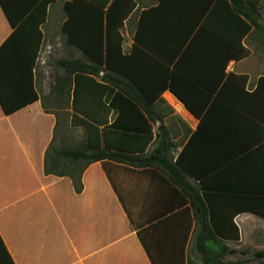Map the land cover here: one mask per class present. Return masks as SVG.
Returning <instances> with one entry per match:
<instances>
[{"label": "crops", "instance_id": "0c3cea01", "mask_svg": "<svg viewBox=\"0 0 264 264\" xmlns=\"http://www.w3.org/2000/svg\"><path fill=\"white\" fill-rule=\"evenodd\" d=\"M58 1L49 7L46 24L52 12L55 16L61 11L57 25L62 32L69 18L64 7L72 0H63L60 9L54 8ZM25 3L26 0H8L7 7L12 15L21 17ZM134 4L135 9L121 29L123 52L129 57L134 54L135 58L128 69L136 70L142 82L160 81L162 67L181 76L184 72L195 76L212 89L195 83V97L190 101L201 113H215L212 116L216 119L211 117L203 125L201 118L166 91L161 102L154 105L161 118L150 124L153 140L146 150L145 141H134L118 127L112 128L117 118L116 107L97 113V124L89 125V130L72 127L73 98L53 89L56 78L64 72L55 75L52 87L45 89L39 57L35 70L39 100L11 115H6L0 105V237L14 264L200 262L194 251L199 232L197 218L184 192L164 169L107 160L84 170L78 167L73 169L81 175L82 190L78 193L70 176L45 173L47 152L54 141L57 151L62 145L75 147L89 139L93 147L108 146L112 151L131 155L145 151L144 155H149L167 134L175 163L190 140L195 139L194 154L204 151L206 157L212 156V149L225 150L215 136L224 142L225 135L233 133L240 145H249L256 136L264 134V89L251 97L264 77L262 35L252 31L243 42L246 54L230 60L224 34L221 42L217 41L212 29L195 31L184 43L178 32L182 30L183 16L177 13L176 6L166 5V0L165 4L162 0H135ZM45 25L41 52L48 37L43 30ZM13 33L0 5V48ZM51 33V39L55 38ZM62 35L68 59L87 62L82 51L69 46L63 32ZM224 68L226 77L222 78ZM232 74L237 77L228 79ZM231 101L237 104L232 107H237V113L246 119L254 120L246 111L262 119L258 122L260 128L255 126L257 122L250 123L241 115H235L236 121L231 124L229 113H235L228 108L234 105ZM133 119L129 117L132 123ZM245 153L231 167L206 177L205 189H219V195L225 198L232 195L238 199L244 193L264 196V142ZM187 181L196 188L200 186L192 177ZM230 192L241 194H225ZM263 219L250 212L234 211L240 241L225 244L229 248L230 243L241 244L246 231L253 232Z\"/></svg>", "mask_w": 264, "mask_h": 264}, {"label": "trees", "instance_id": "16d2710c", "mask_svg": "<svg viewBox=\"0 0 264 264\" xmlns=\"http://www.w3.org/2000/svg\"><path fill=\"white\" fill-rule=\"evenodd\" d=\"M56 1L26 0L25 7L20 10L22 16L17 17L12 15L7 7L8 0H0V5L14 28L12 36L0 48V105L6 115H11L39 100L35 70L44 40L42 27L47 22L49 7ZM134 1L72 0L65 4L64 10L69 18L63 25L62 32L67 44L81 50L87 62L73 58L58 61L57 66L64 73L56 78L57 83L53 89L61 95L72 96V109L75 112L72 114V127L82 126L89 130V125L97 124V113L116 107L117 118L112 128L118 127L123 134L134 137V141H145L143 150H146L153 140L150 124L161 118L160 113H155L154 105L161 102L160 98L166 91L176 96L194 116L201 118L203 125L211 117H216L212 116L215 113H201L193 107L190 98L195 97V83L212 89L195 76L186 72L181 76L167 67H162L164 71L160 73V81L142 82L136 70L128 69L129 63L135 58L134 54L129 57L123 52L121 29L124 20L135 9ZM166 1V5L169 3L176 6L177 13L183 16L182 30L178 32L184 43L190 40L195 31L212 29L217 35V41L221 42L224 34L227 56L233 60L238 55L246 54L243 42L252 31L260 33L264 39V25L260 21L264 9L262 0ZM162 2L165 4V0ZM195 15L199 16L198 20ZM204 17L205 21H202ZM225 68L222 78L226 77ZM235 77L237 76L232 74L227 78ZM263 89L264 77L251 97L258 95ZM218 96L222 97V94L218 93ZM230 104L234 105L228 108L235 112L229 113V121L232 124L236 121L235 115L241 114L237 113V107H232L237 106L235 102L231 101ZM246 113L257 120L253 122H257L255 126L259 127L258 122H262V119L247 111ZM129 117H134L135 124ZM246 120L253 123L250 119ZM256 137L251 144L240 145L236 134H226L224 142L215 136L225 150L212 149V156L206 157L203 156L204 151L198 152V155L194 154L195 139L190 140L175 163L171 159L172 143L167 134L149 155H144L145 151L139 155H131L115 149L112 151L108 146L93 147L89 139L75 147L62 145L57 151L54 150V141L47 152L45 173L70 176L76 191L80 193L81 175L73 171L78 167L84 170L93 163L107 160L128 163L139 168L164 169L171 181L184 192L197 218L199 232L194 241V251L200 256L201 264H245L244 261H224L227 255L238 253L237 250L230 249L225 241H240V231L234 223V211L250 212L264 218V196L230 192L225 194L241 196L238 199L232 195L225 198L219 195L222 194L217 191L219 189H205L204 179L218 174L219 170L231 167L234 160L264 142V134ZM196 157L201 160L196 161ZM188 177L199 181V188L190 184ZM247 253L249 251L242 254ZM255 256L264 258V253H255ZM0 264H14L1 237ZM189 264L200 263L190 261Z\"/></svg>", "mask_w": 264, "mask_h": 264}, {"label": "rangeland", "instance_id": "374dc122", "mask_svg": "<svg viewBox=\"0 0 264 264\" xmlns=\"http://www.w3.org/2000/svg\"><path fill=\"white\" fill-rule=\"evenodd\" d=\"M62 1L63 0H59L54 8L60 9L63 4ZM262 5L264 6V0H262ZM58 14L54 16L52 12L48 24H46L43 29L44 32L47 31L48 37L46 38L47 40L41 52L39 68L45 78V89H50L52 87L55 75L63 73L62 69H59L56 63L68 59L65 51L64 37L60 25H57L60 18H62V12L60 11ZM260 21L264 25V9L261 12ZM50 32H52L51 34H53L55 38L51 39L52 35L49 34ZM262 221L263 223L254 230L255 232L246 231L244 241L241 244L230 243V248L237 250L238 253L227 255L224 259L225 262L235 263L244 261L245 264H264V258L255 256V253H264V219ZM244 251H249V253L242 254ZM199 263L201 264V259Z\"/></svg>", "mask_w": 264, "mask_h": 264}, {"label": "built area", "instance_id": "2783aa9c", "mask_svg": "<svg viewBox=\"0 0 264 264\" xmlns=\"http://www.w3.org/2000/svg\"><path fill=\"white\" fill-rule=\"evenodd\" d=\"M103 74H101V76H102Z\"/></svg>", "mask_w": 264, "mask_h": 264}]
</instances>
